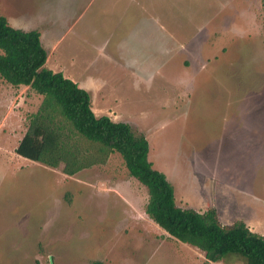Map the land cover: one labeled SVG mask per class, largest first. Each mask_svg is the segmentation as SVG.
Masks as SVG:
<instances>
[{"label":"rangeland","instance_id":"rangeland-1","mask_svg":"<svg viewBox=\"0 0 264 264\" xmlns=\"http://www.w3.org/2000/svg\"><path fill=\"white\" fill-rule=\"evenodd\" d=\"M94 115L145 137L181 208L264 236V0H0ZM41 96L0 78V264L207 261L144 212L116 152L65 175L14 152Z\"/></svg>","mask_w":264,"mask_h":264},{"label":"trees","instance_id":"trees-1","mask_svg":"<svg viewBox=\"0 0 264 264\" xmlns=\"http://www.w3.org/2000/svg\"><path fill=\"white\" fill-rule=\"evenodd\" d=\"M45 59L38 31L13 28L0 15V78L41 96L36 110L27 116L25 131L14 148L17 155L60 167L69 176L103 163L109 153L116 152L128 174L146 188L145 214L169 236L196 247L207 261L229 263L236 257L241 264H264V236L241 221L221 226L213 207L197 212L177 206L172 185L147 160L143 134L125 122L94 115L88 92L61 72L46 68Z\"/></svg>","mask_w":264,"mask_h":264},{"label":"crops","instance_id":"crops-1","mask_svg":"<svg viewBox=\"0 0 264 264\" xmlns=\"http://www.w3.org/2000/svg\"><path fill=\"white\" fill-rule=\"evenodd\" d=\"M47 55V54H46ZM46 60V59H45ZM20 86V85H19ZM22 86H24V85H22ZM26 87V86H25Z\"/></svg>","mask_w":264,"mask_h":264}]
</instances>
